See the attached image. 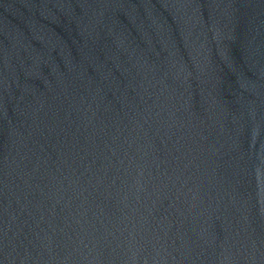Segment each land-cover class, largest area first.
I'll return each mask as SVG.
<instances>
[{"label": "water", "instance_id": "95a60500", "mask_svg": "<svg viewBox=\"0 0 264 264\" xmlns=\"http://www.w3.org/2000/svg\"><path fill=\"white\" fill-rule=\"evenodd\" d=\"M0 264H264V0H0Z\"/></svg>", "mask_w": 264, "mask_h": 264}]
</instances>
